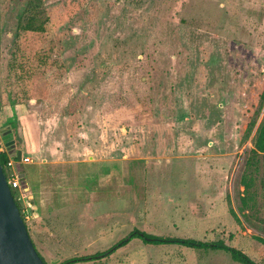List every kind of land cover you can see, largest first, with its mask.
<instances>
[{"label":"rangeland","instance_id":"374dc122","mask_svg":"<svg viewBox=\"0 0 264 264\" xmlns=\"http://www.w3.org/2000/svg\"><path fill=\"white\" fill-rule=\"evenodd\" d=\"M63 13L41 46L44 100L22 94L10 127L23 175L12 198L43 262L95 255L136 230L221 240L264 264V175L252 150L264 0H0V90L17 27ZM75 264L237 263L131 240Z\"/></svg>","mask_w":264,"mask_h":264},{"label":"trees","instance_id":"16d2710c","mask_svg":"<svg viewBox=\"0 0 264 264\" xmlns=\"http://www.w3.org/2000/svg\"><path fill=\"white\" fill-rule=\"evenodd\" d=\"M27 4L28 2L25 6H27ZM68 15V13L57 14L54 19H44L38 24H34L33 17H28L22 26L19 25L17 27L16 32L14 33L15 40L9 53L10 59L8 63H6V71L0 90L1 108L22 105V94L25 93L28 96V103L44 100V97L41 95L42 88L38 83L37 75L38 67L46 65L47 62L46 54L42 52L41 46L49 39L53 31L68 18ZM20 48L29 54V58L25 65L19 61L18 53ZM262 97L264 99V87ZM8 125L9 127L13 126L11 122H9ZM14 146L15 149L19 148L16 139ZM252 150L254 153L261 155L262 173L264 175V115L255 129ZM6 160V155L0 154V165L4 174H6ZM245 189L246 186H244L243 190ZM10 193L12 196V190H10ZM19 214L23 221V214ZM131 240H138L143 245L177 246L203 252L218 251L226 254L231 261L237 264H256L244 253L227 246L221 240L199 241L191 238L161 237L136 230L131 231L125 238L119 240L103 252L88 257L70 258L60 264H75L86 260H95L106 257L115 250L125 246ZM257 241L264 245V239H257ZM39 258L41 259L40 256Z\"/></svg>","mask_w":264,"mask_h":264},{"label":"water","instance_id":"95a60500","mask_svg":"<svg viewBox=\"0 0 264 264\" xmlns=\"http://www.w3.org/2000/svg\"><path fill=\"white\" fill-rule=\"evenodd\" d=\"M0 138L10 157L17 163L21 151L15 149V139L9 126L0 128ZM23 175H19V179ZM0 264H44L27 235L17 206L6 185L0 165Z\"/></svg>","mask_w":264,"mask_h":264},{"label":"built area","instance_id":"2783aa9c","mask_svg":"<svg viewBox=\"0 0 264 264\" xmlns=\"http://www.w3.org/2000/svg\"><path fill=\"white\" fill-rule=\"evenodd\" d=\"M0 154H5L7 158L5 163L6 174H4L6 185L8 186L9 190L19 191L20 190L19 181H18L19 175L14 171L13 168L15 159L7 154V151L3 145L1 138H0Z\"/></svg>","mask_w":264,"mask_h":264},{"label":"crops","instance_id":"0c3cea01","mask_svg":"<svg viewBox=\"0 0 264 264\" xmlns=\"http://www.w3.org/2000/svg\"><path fill=\"white\" fill-rule=\"evenodd\" d=\"M17 108L18 106H9V107H4V108L0 107V127L1 128L4 125L8 126L9 122L13 123L19 119V113H18Z\"/></svg>","mask_w":264,"mask_h":264}]
</instances>
